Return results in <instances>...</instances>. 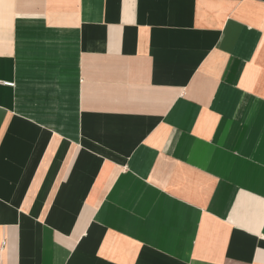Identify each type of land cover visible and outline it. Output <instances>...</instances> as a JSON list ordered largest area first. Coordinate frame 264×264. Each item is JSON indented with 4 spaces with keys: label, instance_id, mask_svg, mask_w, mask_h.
I'll return each mask as SVG.
<instances>
[{
    "label": "crops",
    "instance_id": "1",
    "mask_svg": "<svg viewBox=\"0 0 264 264\" xmlns=\"http://www.w3.org/2000/svg\"><path fill=\"white\" fill-rule=\"evenodd\" d=\"M0 264H264V0L1 4Z\"/></svg>",
    "mask_w": 264,
    "mask_h": 264
},
{
    "label": "bare ground",
    "instance_id": "2",
    "mask_svg": "<svg viewBox=\"0 0 264 264\" xmlns=\"http://www.w3.org/2000/svg\"><path fill=\"white\" fill-rule=\"evenodd\" d=\"M1 4H6V0H0V5Z\"/></svg>",
    "mask_w": 264,
    "mask_h": 264
},
{
    "label": "built area",
    "instance_id": "3",
    "mask_svg": "<svg viewBox=\"0 0 264 264\" xmlns=\"http://www.w3.org/2000/svg\"><path fill=\"white\" fill-rule=\"evenodd\" d=\"M6 85H8V86H14V84H11V83H6Z\"/></svg>",
    "mask_w": 264,
    "mask_h": 264
}]
</instances>
